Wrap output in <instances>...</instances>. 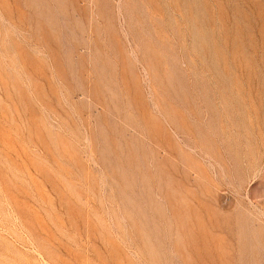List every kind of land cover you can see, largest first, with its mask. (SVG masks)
<instances>
[{
    "label": "rangeland",
    "instance_id": "obj_1",
    "mask_svg": "<svg viewBox=\"0 0 264 264\" xmlns=\"http://www.w3.org/2000/svg\"><path fill=\"white\" fill-rule=\"evenodd\" d=\"M0 264H264V0H0Z\"/></svg>",
    "mask_w": 264,
    "mask_h": 264
}]
</instances>
